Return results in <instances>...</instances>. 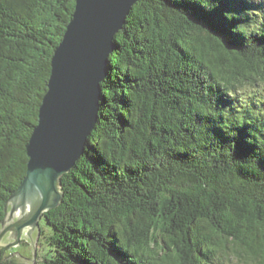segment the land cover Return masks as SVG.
<instances>
[{
	"label": "trees",
	"instance_id": "1",
	"mask_svg": "<svg viewBox=\"0 0 264 264\" xmlns=\"http://www.w3.org/2000/svg\"><path fill=\"white\" fill-rule=\"evenodd\" d=\"M74 10L0 0V230ZM116 41L41 264H264V100L240 94L264 83V4L138 0Z\"/></svg>",
	"mask_w": 264,
	"mask_h": 264
},
{
	"label": "water",
	"instance_id": "2",
	"mask_svg": "<svg viewBox=\"0 0 264 264\" xmlns=\"http://www.w3.org/2000/svg\"><path fill=\"white\" fill-rule=\"evenodd\" d=\"M137 1L75 0L72 18L52 57L48 89L27 145L26 175L5 205L0 264L2 250L19 245L22 238L31 242L33 258L15 252L17 261L34 262L39 220L61 204V178L84 154L98 120L108 58L118 47L116 34Z\"/></svg>",
	"mask_w": 264,
	"mask_h": 264
},
{
	"label": "rangeland",
	"instance_id": "3",
	"mask_svg": "<svg viewBox=\"0 0 264 264\" xmlns=\"http://www.w3.org/2000/svg\"><path fill=\"white\" fill-rule=\"evenodd\" d=\"M262 4H264V0H261ZM240 94L242 97L248 98L250 95L257 96L258 98L264 100V83L260 84L258 86H250L246 85L244 88L240 90ZM40 227L43 226L44 233H49V226L46 225L45 220L43 217L39 220ZM40 237V234L38 235ZM43 240H45L43 238ZM31 242L27 238H22L21 242L17 246L8 247L10 250L8 251L10 256L13 257L16 261L18 258H16L18 255L14 254L15 252H19L21 256L25 258L32 259L33 258V250L30 247ZM49 246L47 244H44V241H39V239L36 242V254H35V260L32 264H41L44 260V255L49 254ZM14 254V255H13ZM18 262V261H17ZM218 264H263L259 260H254L249 257H241L238 258L237 256H231V257H225L223 256V259L216 260ZM18 264H27V263H21L18 262Z\"/></svg>",
	"mask_w": 264,
	"mask_h": 264
}]
</instances>
